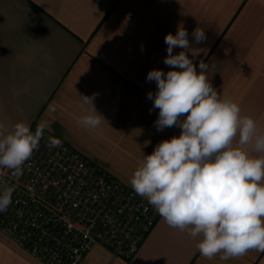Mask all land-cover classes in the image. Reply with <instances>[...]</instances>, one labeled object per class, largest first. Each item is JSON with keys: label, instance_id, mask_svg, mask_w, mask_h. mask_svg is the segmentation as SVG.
Here are the masks:
<instances>
[{"label": "crops", "instance_id": "0c3cea01", "mask_svg": "<svg viewBox=\"0 0 264 264\" xmlns=\"http://www.w3.org/2000/svg\"><path fill=\"white\" fill-rule=\"evenodd\" d=\"M178 26L189 34L197 71L201 60L209 64L218 94L264 131V0H0V123L11 131L17 122L47 121L55 136L131 187L144 155L181 133L157 131L159 109L149 112L147 98L156 83L146 79L153 69L171 70L164 38ZM196 28L206 34L199 44ZM93 94L105 119L99 129L79 122L91 109L80 95ZM198 240L158 216L130 258L94 245L79 264H264L257 250L209 260ZM0 264L43 263L0 230Z\"/></svg>", "mask_w": 264, "mask_h": 264}, {"label": "clouds", "instance_id": "9594fccd", "mask_svg": "<svg viewBox=\"0 0 264 264\" xmlns=\"http://www.w3.org/2000/svg\"><path fill=\"white\" fill-rule=\"evenodd\" d=\"M188 36L182 26L175 35L167 34L163 62L171 70L153 69L146 77L156 83L157 90L147 98L153 101L149 112L159 109L157 131L175 126L181 133L144 155L130 186L168 226L199 237L196 248L202 257L229 260L250 250L264 252V131L241 114L238 103L218 94L208 78L209 64L201 60L197 71ZM192 36L196 44L206 39L201 28ZM175 47L182 51L173 54ZM95 96L80 95L91 109L79 122L90 129H99L105 120L94 107ZM49 127L41 121L33 132L29 124L17 122L8 131L0 123V169L21 176L22 165L38 150ZM61 143L47 137L49 148ZM14 191L0 180V212L11 206Z\"/></svg>", "mask_w": 264, "mask_h": 264}, {"label": "built area", "instance_id": "2783aa9c", "mask_svg": "<svg viewBox=\"0 0 264 264\" xmlns=\"http://www.w3.org/2000/svg\"><path fill=\"white\" fill-rule=\"evenodd\" d=\"M48 136L58 138L46 129L21 176L0 172L15 187L11 206L0 212V230L43 264H79L94 245L130 258L159 214L62 139L47 147Z\"/></svg>", "mask_w": 264, "mask_h": 264}]
</instances>
